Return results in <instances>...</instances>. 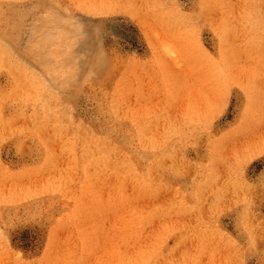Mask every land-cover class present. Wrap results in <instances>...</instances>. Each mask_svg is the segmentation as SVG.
<instances>
[{"label":"rangeland","instance_id":"obj_1","mask_svg":"<svg viewBox=\"0 0 264 264\" xmlns=\"http://www.w3.org/2000/svg\"><path fill=\"white\" fill-rule=\"evenodd\" d=\"M0 264H264V0H0Z\"/></svg>","mask_w":264,"mask_h":264},{"label":"bare ground","instance_id":"obj_2","mask_svg":"<svg viewBox=\"0 0 264 264\" xmlns=\"http://www.w3.org/2000/svg\"><path fill=\"white\" fill-rule=\"evenodd\" d=\"M70 33V32H69ZM71 34V33H70ZM73 35V34H72ZM72 55V54H71Z\"/></svg>","mask_w":264,"mask_h":264}]
</instances>
